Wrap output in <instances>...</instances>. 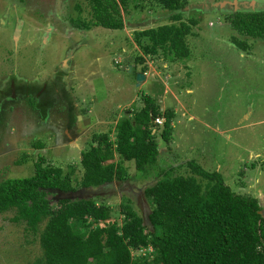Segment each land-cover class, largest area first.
<instances>
[{"label":"rangeland","instance_id":"obj_1","mask_svg":"<svg viewBox=\"0 0 264 264\" xmlns=\"http://www.w3.org/2000/svg\"><path fill=\"white\" fill-rule=\"evenodd\" d=\"M75 1L0 0V181L31 176L39 158L64 173L73 169L71 178H79L80 154L93 134L113 140L116 120L141 107L145 94L161 111H174L172 136L164 142L158 135L159 118L158 161L149 174L137 177L127 160L123 182L82 193L115 208L100 226L120 222L123 197L145 214L142 191L155 180L153 172L172 165V174H187L190 159L219 171L233 191L264 203V39L237 33L220 11L264 9V0H188L190 8L204 10L186 36L189 56L182 60H169L160 50L143 54L133 40V31L168 22L165 10L147 3L138 10L132 1L120 8L121 29L83 30L68 19L76 15ZM219 1L227 3L213 5ZM233 36L249 47L238 48ZM14 81L22 82L20 88ZM47 198L56 203L52 193ZM13 214L0 212V264H42L38 234L12 221Z\"/></svg>","mask_w":264,"mask_h":264},{"label":"trees","instance_id":"obj_2","mask_svg":"<svg viewBox=\"0 0 264 264\" xmlns=\"http://www.w3.org/2000/svg\"><path fill=\"white\" fill-rule=\"evenodd\" d=\"M81 1L87 14H82L77 0L76 15L68 19L83 30L121 29L120 8L127 9L132 1L138 10L144 3L153 10H165L168 22L133 31V40L143 54L160 50L169 60L189 56L186 36L198 22L197 13L204 10L190 8L188 0ZM220 11L237 33L264 39V9ZM231 41L241 50L249 47L234 36ZM145 68L141 66L140 71ZM142 100L143 105L131 115L116 120L113 140L107 133L93 134L80 154L79 178H71L73 169L64 173L59 166L43 165L39 158L31 176L0 181V212L13 210L12 221L24 222L27 230L38 234L42 264H264V216L257 197L233 191L219 171H208L193 159L184 163L190 170L187 174H172V165L153 172L155 180L142 191L148 203L145 214L123 197L118 204L119 223L98 224L109 220L115 208L97 195L62 197L50 203L47 195H54L50 189L89 190L123 182L129 176L127 160L134 163L137 177L149 174L159 155L155 120L163 119L158 135L167 142L174 111H161L149 95H142ZM138 249L143 251L132 253Z\"/></svg>","mask_w":264,"mask_h":264},{"label":"water","instance_id":"obj_3","mask_svg":"<svg viewBox=\"0 0 264 264\" xmlns=\"http://www.w3.org/2000/svg\"><path fill=\"white\" fill-rule=\"evenodd\" d=\"M225 3H227V1H219V2H215L213 3V5H224ZM234 4H236V2H234ZM144 78V74L142 72H137L136 73V82L138 83L139 81H141L142 79ZM113 182H110V183H106V184H103V185H100L98 187H101V186H108V185H112ZM98 187H95V188H98ZM93 189H89V190H85L83 188H80V189H77L75 191H66V192H63V191H60V190H57V189H50L51 192H54V196L58 199V198H62V197H67V198H74V197H81L82 196V193L84 192H88V191H93Z\"/></svg>","mask_w":264,"mask_h":264},{"label":"flooded vegetation","instance_id":"obj_4","mask_svg":"<svg viewBox=\"0 0 264 264\" xmlns=\"http://www.w3.org/2000/svg\"><path fill=\"white\" fill-rule=\"evenodd\" d=\"M21 83H22L21 81H18V82L16 81V84H17L16 86L19 87L21 85ZM58 88L61 89L62 92L67 90L66 86H65V89L62 87H58ZM65 95H63V96H65ZM257 200H258V205H259V212L264 216V203L261 202L259 198H257Z\"/></svg>","mask_w":264,"mask_h":264},{"label":"built area","instance_id":"obj_5","mask_svg":"<svg viewBox=\"0 0 264 264\" xmlns=\"http://www.w3.org/2000/svg\"><path fill=\"white\" fill-rule=\"evenodd\" d=\"M155 121L157 122V121H159V119H156Z\"/></svg>","mask_w":264,"mask_h":264},{"label":"clouds","instance_id":"obj_6","mask_svg":"<svg viewBox=\"0 0 264 264\" xmlns=\"http://www.w3.org/2000/svg\"><path fill=\"white\" fill-rule=\"evenodd\" d=\"M155 123H156V121H155Z\"/></svg>","mask_w":264,"mask_h":264}]
</instances>
